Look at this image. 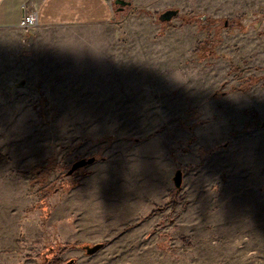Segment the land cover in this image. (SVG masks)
Instances as JSON below:
<instances>
[{
  "label": "rangeland",
  "instance_id": "374dc122",
  "mask_svg": "<svg viewBox=\"0 0 264 264\" xmlns=\"http://www.w3.org/2000/svg\"><path fill=\"white\" fill-rule=\"evenodd\" d=\"M177 10L127 22L203 39L143 71L96 58L45 79L8 49L31 29L0 32V264H264V65L241 55L264 12Z\"/></svg>",
  "mask_w": 264,
  "mask_h": 264
},
{
  "label": "crops",
  "instance_id": "0c3cea01",
  "mask_svg": "<svg viewBox=\"0 0 264 264\" xmlns=\"http://www.w3.org/2000/svg\"><path fill=\"white\" fill-rule=\"evenodd\" d=\"M124 1L129 6L117 11L112 0H0V32L16 34L21 30L26 31L19 27L23 11L34 15L36 26L31 29L33 47L27 46L28 41L19 42L20 37L17 42L14 39L11 46L13 48L8 46V49L14 52L13 56L20 57L18 62L33 66V75L41 73L47 79L52 67L58 70L59 66L71 62L94 64L98 62L96 58L99 62L108 64H113L118 59L120 65H126V69L130 63L132 70L134 68L136 71H143L145 57L151 58L150 62H157L160 56L166 58L175 53L180 56L190 54L197 43L203 40L195 36L191 27L181 31L168 30L157 42L153 41L156 34L154 30H128L127 22L138 11L156 16L168 9H175L177 15L170 22H174L178 16L177 7H182L184 13H188L195 6L214 19L264 12V0ZM119 28L123 32H118ZM254 40L256 41H253L252 47H242L241 55L248 58L249 63L262 66L264 37L262 40ZM103 54L109 56V59L104 61Z\"/></svg>",
  "mask_w": 264,
  "mask_h": 264
},
{
  "label": "water",
  "instance_id": "95a60500",
  "mask_svg": "<svg viewBox=\"0 0 264 264\" xmlns=\"http://www.w3.org/2000/svg\"><path fill=\"white\" fill-rule=\"evenodd\" d=\"M113 1V4L114 6L117 8V11H122L126 6H129V3L124 1V0H112ZM177 15V11L176 10H173V9H168L164 12H162L159 16H158V21L160 23H168L172 20V18H174L175 16ZM201 20L204 19V17H200ZM94 163V159L93 158H90V159H87V160H80V161H77L75 162L72 166H70V170L68 171V175H71L74 171L80 169V168H83L85 166H89L91 164ZM182 173L180 170H177L175 173H174V176L172 178V182H173V185H174V188L175 189H178L180 188L181 186V182H182ZM103 245H99V244H96V245H93L92 247H87L85 246L84 247V251H85V254L87 256H90V255H93L95 253H97L100 249H102Z\"/></svg>",
  "mask_w": 264,
  "mask_h": 264
},
{
  "label": "built area",
  "instance_id": "2783aa9c",
  "mask_svg": "<svg viewBox=\"0 0 264 264\" xmlns=\"http://www.w3.org/2000/svg\"><path fill=\"white\" fill-rule=\"evenodd\" d=\"M35 24H36L35 16L31 14H26L23 11V15L21 17L19 27L22 29H32L33 27L36 26Z\"/></svg>",
  "mask_w": 264,
  "mask_h": 264
},
{
  "label": "trees",
  "instance_id": "16d2710c",
  "mask_svg": "<svg viewBox=\"0 0 264 264\" xmlns=\"http://www.w3.org/2000/svg\"><path fill=\"white\" fill-rule=\"evenodd\" d=\"M202 47H200V50H199V52H198V54H199V56L200 55H207V52H206V48H205V45L203 44V45H201Z\"/></svg>",
  "mask_w": 264,
  "mask_h": 264
},
{
  "label": "flooded vegetation",
  "instance_id": "af4514ba",
  "mask_svg": "<svg viewBox=\"0 0 264 264\" xmlns=\"http://www.w3.org/2000/svg\"><path fill=\"white\" fill-rule=\"evenodd\" d=\"M117 7V6H116Z\"/></svg>",
  "mask_w": 264,
  "mask_h": 264
}]
</instances>
